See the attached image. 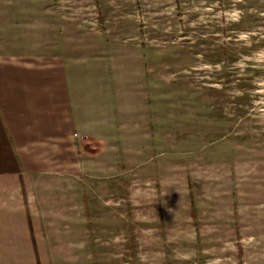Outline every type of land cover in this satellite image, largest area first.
<instances>
[{
  "label": "crops",
  "instance_id": "obj_1",
  "mask_svg": "<svg viewBox=\"0 0 264 264\" xmlns=\"http://www.w3.org/2000/svg\"><path fill=\"white\" fill-rule=\"evenodd\" d=\"M163 1L104 0V11L126 17L144 11L152 17ZM3 4L0 264H124L127 243L131 245L133 235L137 240L140 232V187L134 175L126 177L130 182L123 179L118 153L122 141L133 144L146 121L144 117L140 123L132 110L123 111L102 53L97 52L105 47L104 31L91 17L102 10L90 0ZM113 27L135 29L130 19ZM124 38L138 45L136 38ZM137 74L144 75L143 68ZM193 175L197 190V178L211 179L214 173L198 167ZM181 176L184 186L186 172ZM206 198L198 206V230L182 238L180 255L195 257L189 264H204L212 252L219 259L236 255L233 245L226 243L228 238L233 243L235 234L221 228L234 214V203L227 207L218 196L213 197L217 202ZM247 205L246 200L239 209L248 210ZM245 219L239 224H246ZM116 221L125 229L117 228ZM242 231L247 239L257 238L250 242L262 248L256 256L264 264V226L254 233L245 226ZM138 255L137 247L136 264Z\"/></svg>",
  "mask_w": 264,
  "mask_h": 264
},
{
  "label": "rangeland",
  "instance_id": "obj_2",
  "mask_svg": "<svg viewBox=\"0 0 264 264\" xmlns=\"http://www.w3.org/2000/svg\"><path fill=\"white\" fill-rule=\"evenodd\" d=\"M90 1L102 10L91 18L104 31L105 47L97 52L117 102L146 121L133 144L122 141L118 153L123 179L134 175L140 187V232L127 243L124 264H136L137 247L138 264H189L195 257L180 255L182 238L195 235L199 204L206 197L217 202L215 196L227 207L234 203L221 228L235 234L226 243L236 255L207 253L203 263L259 264L262 248L250 242L255 236L243 237L242 228L254 233L264 226V0H164L152 17L144 11L113 16L104 11V0ZM129 19L134 30L113 27ZM140 67L144 75L137 74ZM198 167L214 175L197 178L194 190ZM244 200L250 206L243 211Z\"/></svg>",
  "mask_w": 264,
  "mask_h": 264
}]
</instances>
